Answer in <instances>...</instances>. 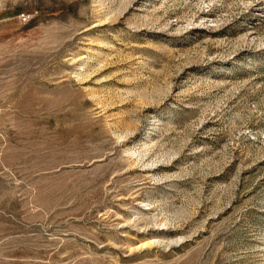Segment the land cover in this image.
Segmentation results:
<instances>
[{"label":"rangeland","instance_id":"obj_1","mask_svg":"<svg viewBox=\"0 0 264 264\" xmlns=\"http://www.w3.org/2000/svg\"><path fill=\"white\" fill-rule=\"evenodd\" d=\"M0 264H264V0H0Z\"/></svg>","mask_w":264,"mask_h":264},{"label":"built area","instance_id":"obj_2","mask_svg":"<svg viewBox=\"0 0 264 264\" xmlns=\"http://www.w3.org/2000/svg\"><path fill=\"white\" fill-rule=\"evenodd\" d=\"M21 18H22L23 21H29L31 19V16L30 15H26V14H22Z\"/></svg>","mask_w":264,"mask_h":264}]
</instances>
